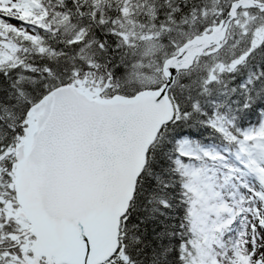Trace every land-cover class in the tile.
Returning a JSON list of instances; mask_svg holds the SVG:
<instances>
[{"label": "snow or ice", "instance_id": "obj_1", "mask_svg": "<svg viewBox=\"0 0 264 264\" xmlns=\"http://www.w3.org/2000/svg\"><path fill=\"white\" fill-rule=\"evenodd\" d=\"M0 264H264V0H0Z\"/></svg>", "mask_w": 264, "mask_h": 264}]
</instances>
